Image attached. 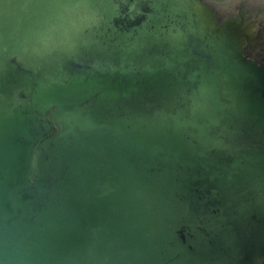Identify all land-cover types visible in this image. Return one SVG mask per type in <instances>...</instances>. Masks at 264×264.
<instances>
[{
  "label": "water",
  "instance_id": "water-1",
  "mask_svg": "<svg viewBox=\"0 0 264 264\" xmlns=\"http://www.w3.org/2000/svg\"><path fill=\"white\" fill-rule=\"evenodd\" d=\"M0 264H264V0H0Z\"/></svg>",
  "mask_w": 264,
  "mask_h": 264
}]
</instances>
